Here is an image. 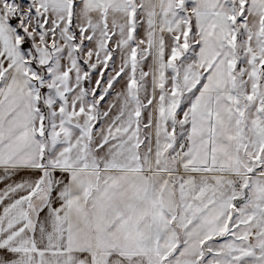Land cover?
<instances>
[{"label": "snow or ice", "instance_id": "obj_1", "mask_svg": "<svg viewBox=\"0 0 264 264\" xmlns=\"http://www.w3.org/2000/svg\"><path fill=\"white\" fill-rule=\"evenodd\" d=\"M0 264H264V0H0Z\"/></svg>", "mask_w": 264, "mask_h": 264}]
</instances>
